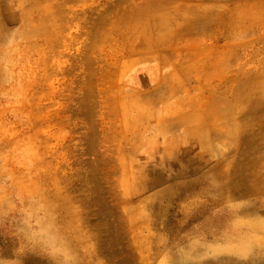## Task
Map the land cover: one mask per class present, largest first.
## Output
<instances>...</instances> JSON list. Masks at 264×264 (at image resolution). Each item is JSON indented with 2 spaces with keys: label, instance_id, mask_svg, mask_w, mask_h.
Instances as JSON below:
<instances>
[{
  "label": "rangeland",
  "instance_id": "obj_1",
  "mask_svg": "<svg viewBox=\"0 0 264 264\" xmlns=\"http://www.w3.org/2000/svg\"><path fill=\"white\" fill-rule=\"evenodd\" d=\"M0 264H264V0H0Z\"/></svg>",
  "mask_w": 264,
  "mask_h": 264
},
{
  "label": "bare ground",
  "instance_id": "obj_2",
  "mask_svg": "<svg viewBox=\"0 0 264 264\" xmlns=\"http://www.w3.org/2000/svg\"><path fill=\"white\" fill-rule=\"evenodd\" d=\"M140 12V11H139ZM134 14V13H133ZM131 28V27H130ZM194 64V63H193Z\"/></svg>",
  "mask_w": 264,
  "mask_h": 264
}]
</instances>
